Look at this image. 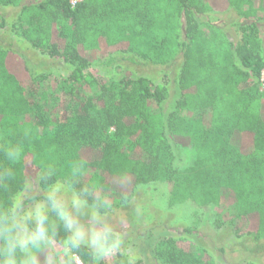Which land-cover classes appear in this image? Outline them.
<instances>
[{"label":"trees","instance_id":"trees-1","mask_svg":"<svg viewBox=\"0 0 264 264\" xmlns=\"http://www.w3.org/2000/svg\"><path fill=\"white\" fill-rule=\"evenodd\" d=\"M220 2L241 21L200 22L196 13L212 11L204 0H84L75 8L70 0H0V11L20 9L11 32L64 64L62 94L68 98L64 119L39 114L35 124L0 142V167L17 172L0 184V204L22 192L28 164L37 171L52 166V183L79 163L104 202H126L138 188L165 181L170 207H225L245 222L244 235L264 243V0ZM233 26L236 40L228 33ZM120 60L160 67L179 61L178 94L172 99L168 76L160 82L138 76ZM32 62L0 43V121L41 113L38 87L49 73L34 71ZM188 112L199 119H184ZM205 114L211 128L200 120ZM15 143L25 146V154L13 166L3 148ZM189 147L195 161L181 169L177 153ZM153 256L158 264H217L183 236L161 237ZM121 260L127 264L128 258L116 256L110 264ZM74 264L91 260L82 251Z\"/></svg>","mask_w":264,"mask_h":264},{"label":"rangeland","instance_id":"rangeland-1","mask_svg":"<svg viewBox=\"0 0 264 264\" xmlns=\"http://www.w3.org/2000/svg\"><path fill=\"white\" fill-rule=\"evenodd\" d=\"M204 1L210 3L212 11L206 14L196 13V17L200 22L211 20L217 24L229 25L241 21L237 13L228 10L223 11L224 9L219 8L220 5H223L220 2L221 0ZM19 11V7L6 8L0 11V22L5 20L7 23V27L0 28V43L12 45L16 51L23 52L29 56L31 61H33L31 68L41 74L49 73V76L47 77L48 81L38 87L39 92L43 94L41 97V113H34L25 118H9L0 121V142L5 138L6 134L25 129L28 124H35L36 119L40 116L39 114L54 120L57 118L64 119V116H67L65 107L68 103V98L62 94L65 88L62 82L64 73H66L64 64L57 59H50L30 49L23 40L18 39L11 32V29L17 25L16 18ZM259 14L261 19H263L264 11ZM3 17L4 19H1ZM261 25L264 30V19L261 20ZM228 29L232 39L236 40L240 37L235 26ZM179 64L178 61L175 65L160 67L147 63L131 65L126 60L119 61L121 68L131 70L138 76L154 78L159 82L162 77L168 76L171 80L172 99L178 94L175 79L179 71ZM120 70L118 67V69L113 71L112 75H117ZM30 85V83H27L26 87H30ZM261 92L264 94V86H262ZM85 94L90 95L91 91L86 89ZM183 118L189 121L199 119L197 114L190 112L184 113ZM200 120L203 121L206 129L210 127V116L205 114ZM177 158L179 168H189L195 161V152L190 147L183 148L177 153ZM26 171L27 178L29 175L35 177L40 172L31 168L29 164ZM160 188L166 189V193L157 195ZM170 189V184L160 181L159 183L138 188L132 198L126 202H120L115 199L105 200V203L110 206L113 221L119 222L123 218V230L127 233L125 242L129 253L135 257L133 262L142 260L144 264H158L153 256L154 244L161 237L171 235L174 237L183 236L197 246L207 250L217 264H264V243L253 241L250 237L244 235L246 224L242 219L229 214L225 207H198L191 202L170 207L168 205ZM35 195L38 197L43 196V191L38 190ZM161 195L164 202L157 204L156 201L160 199ZM222 224L224 226H221ZM185 229H190L192 234L185 236L183 232ZM60 252L62 250L57 253ZM63 257V255H54L53 260L62 262ZM115 258H109L106 262L110 264ZM127 258L129 259V256Z\"/></svg>","mask_w":264,"mask_h":264},{"label":"clouds","instance_id":"clouds-1","mask_svg":"<svg viewBox=\"0 0 264 264\" xmlns=\"http://www.w3.org/2000/svg\"><path fill=\"white\" fill-rule=\"evenodd\" d=\"M3 152L14 166L24 157L25 146L8 144ZM16 175L12 166L0 167V184ZM54 175L52 166L35 177L29 175L22 193L0 204V264H74L82 251L91 264H105L109 258L126 255L127 264H132L135 257L127 249L123 218L113 221L110 206L96 195L94 185L84 180L82 164L74 163L63 179L49 183ZM38 190L43 196L35 195ZM163 193L166 189L160 188L157 195ZM163 202L161 195L156 203ZM56 244L62 252L57 253ZM54 255L67 260L54 261Z\"/></svg>","mask_w":264,"mask_h":264},{"label":"built area","instance_id":"built-area-1","mask_svg":"<svg viewBox=\"0 0 264 264\" xmlns=\"http://www.w3.org/2000/svg\"><path fill=\"white\" fill-rule=\"evenodd\" d=\"M84 0H70L72 8H75L78 4L82 3Z\"/></svg>","mask_w":264,"mask_h":264}]
</instances>
